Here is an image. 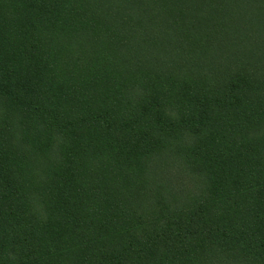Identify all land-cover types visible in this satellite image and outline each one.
I'll use <instances>...</instances> for the list:
<instances>
[{"label": "trees", "instance_id": "trees-1", "mask_svg": "<svg viewBox=\"0 0 264 264\" xmlns=\"http://www.w3.org/2000/svg\"><path fill=\"white\" fill-rule=\"evenodd\" d=\"M0 264H264V0H0Z\"/></svg>", "mask_w": 264, "mask_h": 264}]
</instances>
